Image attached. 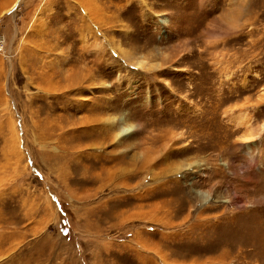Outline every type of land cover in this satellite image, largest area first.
<instances>
[{
	"label": "rangeland",
	"instance_id": "374dc122",
	"mask_svg": "<svg viewBox=\"0 0 264 264\" xmlns=\"http://www.w3.org/2000/svg\"><path fill=\"white\" fill-rule=\"evenodd\" d=\"M0 264H264V0H0Z\"/></svg>",
	"mask_w": 264,
	"mask_h": 264
},
{
	"label": "bare ground",
	"instance_id": "6f19581e",
	"mask_svg": "<svg viewBox=\"0 0 264 264\" xmlns=\"http://www.w3.org/2000/svg\"><path fill=\"white\" fill-rule=\"evenodd\" d=\"M16 4H17V2H16ZM236 25L237 24L235 23V21L233 19H228L226 21V24H225V28H226L225 30H226V32H229V31H232L233 32L234 30H236V28H237ZM135 64L137 66L141 67V68H144V67H147L148 68L150 66V64H148L146 61H137V62H135ZM237 117L236 118H237V120H238V122L240 124H242V125H248L249 128L251 127V118H250L251 116H248V113L245 110L241 111L238 114ZM108 122H111V121H108ZM116 122H119L120 123L119 131L117 133V136L119 137L120 140L124 139L132 130H134V128L132 126H126V125L122 124V120H120V118H116V119L114 118V120L112 121V123H116ZM252 131L253 130L251 128V132L248 135L244 136L243 139H244L245 142H250L255 137V135L253 134ZM202 193L203 192H200V191L197 192L196 193L197 198L204 196V195H202Z\"/></svg>",
	"mask_w": 264,
	"mask_h": 264
}]
</instances>
